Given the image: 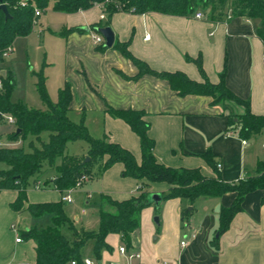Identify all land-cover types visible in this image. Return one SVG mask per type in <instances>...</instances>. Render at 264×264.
I'll return each instance as SVG.
<instances>
[{"label": "crops", "instance_id": "0c3cea01", "mask_svg": "<svg viewBox=\"0 0 264 264\" xmlns=\"http://www.w3.org/2000/svg\"><path fill=\"white\" fill-rule=\"evenodd\" d=\"M57 14L63 16L61 35L65 47L61 69L52 72L54 64H45V86L48 90L47 85L51 83L57 94L65 83L70 86L68 117L71 121L83 120L91 137L107 136L112 143L128 150L139 164L138 137L123 121L109 116L107 108L140 111L149 124L147 135L154 141L153 156L159 164L173 169H198L202 176L214 178V171L202 157L210 151L222 181L231 184L256 175L258 164L264 163L263 134L253 139H241L237 132L228 129L229 112L212 106L210 97L179 96L166 81L150 75L133 79L138 70L131 61L112 47L102 49L104 41L94 44L93 35L97 33L92 30L79 31L107 23L99 7L75 14ZM107 25L114 33V42L126 44L134 58L158 73H182L197 83H202L205 77L215 85L224 70L225 87L239 99L248 101L253 115L264 116V45L256 36V21L235 18L227 23L213 24L207 19L158 13H115ZM37 27L38 35H43L45 28L42 25ZM65 32L67 34L63 35ZM146 36L149 39L144 41ZM195 61H199L204 76ZM7 72L12 74L15 86L12 70L0 69L3 75ZM234 111L242 113L241 108H234ZM243 141L246 145L242 144ZM87 151L88 147L81 156H73L86 158ZM111 169L117 182L126 184L125 190L128 191L121 197L107 192L101 194L113 200L124 201L137 196L139 188L146 183L121 176V164L113 165L104 175L110 176ZM39 175L33 186L36 181L51 180L55 173L44 164ZM169 188L165 183H153L149 184L148 192L161 195ZM64 195L51 188L40 193L26 191L30 204L58 203ZM16 197L15 191H0V264H35V243L24 238L23 234L32 227L46 228L51 224V217L47 219L48 223H40L49 215L32 218L28 214L31 220L22 221L20 215L26 212L25 208L21 212L10 208ZM234 199V193L219 199L199 198L196 200L200 201L198 215H187L184 221L182 212L186 207L192 208L190 212H196V201L191 206L181 199L165 201L164 211L158 217L163 234L155 238L163 243L160 250H155L151 256L140 254L136 250L135 231L131 247L126 250L140 257L127 262L118 252L122 246L120 237L109 234L105 239L109 249L101 252L97 264H131L133 261L137 264H264V188L244 197L241 211L233 217L228 229L218 235L219 213H215V207L228 208ZM68 204H73V199ZM153 216L151 208L143 209L140 224L151 227ZM68 217L77 230L93 231L89 230L90 221ZM62 233L71 239L67 230ZM17 239H20L19 243ZM183 239L185 245L181 247ZM215 239L214 245L212 241ZM89 242L83 249L82 258L94 260V242Z\"/></svg>", "mask_w": 264, "mask_h": 264}, {"label": "trees", "instance_id": "16d2710c", "mask_svg": "<svg viewBox=\"0 0 264 264\" xmlns=\"http://www.w3.org/2000/svg\"><path fill=\"white\" fill-rule=\"evenodd\" d=\"M21 2H24L25 6H21ZM0 5H4L8 12V18H5L0 10V53L12 46L17 38L30 35L34 26V10L38 9L42 13L50 5L52 11L63 14H75L99 7L107 23L115 13H158L190 18L196 12H201L205 19L213 24L227 23L235 18L253 20L257 22L256 36L264 45V0H0ZM107 23L104 26H91L88 30L97 33L98 29L108 27ZM66 34L67 32L63 35ZM112 48L137 68L138 73L133 79L150 75L166 81L179 96L210 97L212 106H220L223 111L229 112L228 129L237 132L241 139H253L260 134L264 137V116L253 115L249 102L239 99L225 87L224 70L218 84L209 83L205 77L203 83H197L182 73H158L151 70L128 52L126 44L114 42ZM102 49L107 48L103 45ZM195 63L200 74L204 76L199 61ZM33 75L36 80L35 88L46 108L45 111L28 108L21 102H12L13 76L7 72L3 79L0 112L15 119V130L8 135V141L26 142L28 139H34L39 147L29 141L27 153L22 149H0V163L7 167L0 171V191L17 192L15 201L10 205L14 212H21L25 208L32 218L45 215L51 217V224L46 228L32 227L23 234L24 238L35 243V264H82V252L89 241L94 242L93 258L98 263L101 252L109 249L105 242L109 234L118 235L120 242L129 250L132 235L140 226V214L143 209L151 206L148 204V197L151 195L148 192L149 184L165 183L170 186L165 194L160 195L161 202L181 199L187 201L190 206L199 198L219 199L225 194L234 193L232 204L228 208H221L218 214V235L228 229L233 217L241 211L244 197L250 192L264 188V163L258 164L255 176L231 184L222 181L219 167L214 163L210 151L202 157L214 171V178L202 176L198 169H173L159 164L153 156L154 141L147 135L149 124L144 119V113L107 108L109 116L123 121L138 137L141 152V162L138 164L128 150L112 143L107 136L100 139L91 137L83 120L75 123L69 119L71 91L67 83L58 91L57 100L53 103L46 90L43 70ZM234 108H241L242 113H236ZM43 134L47 136L45 141H42ZM76 141L87 145V162H84L85 158L66 154L67 144ZM44 164L53 169L55 175L42 189L51 188L61 194L73 190L82 177H91L94 164H99L102 172H106L115 164H121L123 177L143 180L146 183L139 188L137 196L124 201L100 195L97 203V231L77 230L64 212L61 201L28 203L26 191L29 181L42 172ZM189 212H182L183 221ZM64 229L71 234V239L63 235ZM216 241L217 239L212 241V244L215 245Z\"/></svg>", "mask_w": 264, "mask_h": 264}, {"label": "rangeland", "instance_id": "374dc122", "mask_svg": "<svg viewBox=\"0 0 264 264\" xmlns=\"http://www.w3.org/2000/svg\"><path fill=\"white\" fill-rule=\"evenodd\" d=\"M62 17V15L52 11L50 5L45 12L41 13V17L33 26L31 34L24 38H17L12 44V49L14 51L13 54L0 61V69L5 67L9 68L15 76V86L11 95L12 102H22L28 108L45 111L46 108L41 103L35 88L36 80L33 74H37L40 70H43L44 76L46 66L43 67V64H54V70H51L52 72H56L58 68L61 69L63 51L65 47V40L61 35V28L63 24L61 21ZM40 25L45 28V32L41 36L37 33V26ZM47 73L49 74V71H47ZM47 86L48 96L52 102H55L57 98L56 87L52 86L51 83H48ZM14 130V126L7 125L2 119H0V142L6 146V149H22L27 153L29 152V141H32L34 146L39 147L38 142L34 141V139H28L26 142H22L20 140L8 141V135ZM46 137V134H43L42 141H45ZM86 149L87 145L84 142L76 141L67 144L66 154L71 156H81ZM6 168L7 167L4 164L0 163V171L5 170ZM113 171L114 170L111 169L109 172L110 176H106V174L104 175L105 172L100 171L99 164H94L92 168L93 178L91 181H89L91 177H87V179L82 182V185L75 189L72 193L73 195H71V197L73 196V204H68L64 200L61 201L66 215L71 216L73 219L78 217L80 220L90 221L89 230H93L94 232L97 231V203L100 195L107 192L106 194H113L114 197H121V194L128 192L125 190L127 185L118 183L115 178L116 175L115 177L113 176ZM39 176L40 175H36L31 179V181H29V185L27 187L29 191H36L40 193L41 190H43L42 187L46 183L43 180H41V182H35V185H40H38L40 189L37 190L35 189L36 187L33 186L34 179ZM117 178L119 179V176H117ZM40 179H44V177H41ZM199 204L200 201H196V212H189L188 215L197 216L199 213ZM164 206L165 201L158 206L152 204L147 207L151 208L154 212V216L152 217V228L150 226L147 227L144 224H140L137 229L136 250L142 255L151 256L155 250H160L163 247V243L161 241H154L155 238L162 236L163 227L161 224L160 226H156L153 222V218L160 217V215H162ZM188 208L191 207H186L184 210L186 211ZM83 212L84 215L82 214ZM20 216L22 221L31 220L27 212L21 213ZM49 217L50 216H47V218L45 220H41L40 223H48L47 219H49ZM183 241L185 242V239H183ZM91 244L92 242H89V245ZM122 246L125 247L123 244ZM131 264H137V262L133 261Z\"/></svg>", "mask_w": 264, "mask_h": 264}, {"label": "built area", "instance_id": "2783aa9c", "mask_svg": "<svg viewBox=\"0 0 264 264\" xmlns=\"http://www.w3.org/2000/svg\"><path fill=\"white\" fill-rule=\"evenodd\" d=\"M21 6H25V3L24 2H21L20 3ZM41 15V12L38 10V9H35L34 10V25L37 21V18ZM194 19L196 20H203L205 19L204 15L201 13V12H196L193 16ZM149 39L148 36H146L144 38V41H147ZM93 41H94V44L98 45V44H102L103 43V38L100 36V35H97V34H94L93 35ZM13 49H12V46H8L7 48H5L1 53H0V58L1 59H6L8 58L11 53H12ZM263 64H264V56H263ZM5 75L1 74L0 73V91H2V85H3V79H4ZM0 119H2L7 125H10V126H15V119L9 115V114H4V113H1L0 112ZM243 145H246V142L243 141L242 142ZM6 146L3 145V143L0 142V149L1 148H5ZM262 149L264 151V145L262 146ZM87 179L86 176L82 177L79 182L76 184V187L73 189V190H67L65 192V195L63 197V200L66 202V203H71L72 199H71V193L78 187H80L82 185V182L85 181ZM39 185V184H38ZM38 185H35L34 187H36L35 189H40ZM42 186V185H41ZM16 242H20V239H17ZM181 247H183L185 245V242L182 241L180 243ZM118 252L119 254L127 261V262H130L134 259H138L140 256L139 254L137 253H129L125 247L121 246L119 249H118ZM69 264H74V263H69ZM82 264H97L96 261L92 260V259H83V263ZM164 264H169V263H164Z\"/></svg>", "mask_w": 264, "mask_h": 264}, {"label": "water", "instance_id": "95a60500", "mask_svg": "<svg viewBox=\"0 0 264 264\" xmlns=\"http://www.w3.org/2000/svg\"><path fill=\"white\" fill-rule=\"evenodd\" d=\"M0 10L3 12L5 18H8V12H7V9L4 5H0ZM83 31L85 32H88V28H85L83 29ZM104 40V46L106 48H111L114 44V33L112 32V30L109 28V27H105V28H101V29H98L96 31ZM18 133V131H17ZM89 159L88 158H85L84 162H87ZM161 203V197L159 194H151L149 197H148V204L149 205H156L158 206L159 204ZM188 211H191L192 208H188L187 209ZM220 211V207L219 206H216L215 207V213H219ZM153 222L156 226H159V218L158 217H154L153 218ZM218 237V235H216V238ZM156 239H154L155 241Z\"/></svg>", "mask_w": 264, "mask_h": 264}]
</instances>
